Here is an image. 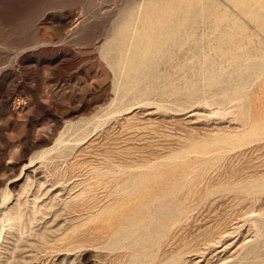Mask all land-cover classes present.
Returning <instances> with one entry per match:
<instances>
[{
  "label": "rangeland",
  "instance_id": "374dc122",
  "mask_svg": "<svg viewBox=\"0 0 264 264\" xmlns=\"http://www.w3.org/2000/svg\"><path fill=\"white\" fill-rule=\"evenodd\" d=\"M0 264H264V0H0Z\"/></svg>",
  "mask_w": 264,
  "mask_h": 264
},
{
  "label": "bare ground",
  "instance_id": "6f19581e",
  "mask_svg": "<svg viewBox=\"0 0 264 264\" xmlns=\"http://www.w3.org/2000/svg\"><path fill=\"white\" fill-rule=\"evenodd\" d=\"M20 206V205H19ZM17 209H19V208H17ZM19 211V210H18ZM34 212V211H33ZM38 212V211H37ZM34 214V213H33Z\"/></svg>",
  "mask_w": 264,
  "mask_h": 264
}]
</instances>
